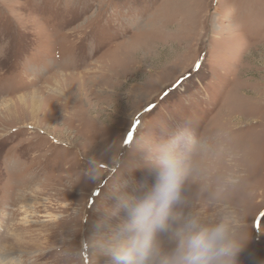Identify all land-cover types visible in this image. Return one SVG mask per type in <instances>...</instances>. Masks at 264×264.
<instances>
[{"label": "rangeland", "instance_id": "rangeland-1", "mask_svg": "<svg viewBox=\"0 0 264 264\" xmlns=\"http://www.w3.org/2000/svg\"><path fill=\"white\" fill-rule=\"evenodd\" d=\"M179 133L184 211L264 264V0H0V264H111Z\"/></svg>", "mask_w": 264, "mask_h": 264}, {"label": "clouds", "instance_id": "clouds-1", "mask_svg": "<svg viewBox=\"0 0 264 264\" xmlns=\"http://www.w3.org/2000/svg\"><path fill=\"white\" fill-rule=\"evenodd\" d=\"M185 136L179 133L157 150L152 158L157 180L146 195L118 197L117 210L124 209L127 219L107 239L91 242L111 264H241L250 240L243 216L227 208L212 218L184 211Z\"/></svg>", "mask_w": 264, "mask_h": 264}, {"label": "snow or ice", "instance_id": "snow-or-ice-1", "mask_svg": "<svg viewBox=\"0 0 264 264\" xmlns=\"http://www.w3.org/2000/svg\"><path fill=\"white\" fill-rule=\"evenodd\" d=\"M139 126H140V123H137L136 124V127L138 128ZM132 136L134 137L135 136V133H132ZM128 143L131 144L132 143V140H129Z\"/></svg>", "mask_w": 264, "mask_h": 264}, {"label": "bare ground", "instance_id": "bare-ground-1", "mask_svg": "<svg viewBox=\"0 0 264 264\" xmlns=\"http://www.w3.org/2000/svg\"><path fill=\"white\" fill-rule=\"evenodd\" d=\"M24 98H25V97H24ZM38 109H39V106L36 107V108H33V112H34V113H37V112L39 111ZM15 174H16V173H15ZM13 176H14V175H13Z\"/></svg>", "mask_w": 264, "mask_h": 264}]
</instances>
